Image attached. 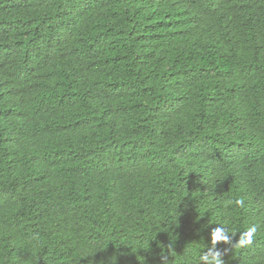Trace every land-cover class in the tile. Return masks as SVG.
<instances>
[{
  "label": "trees",
  "instance_id": "trees-1",
  "mask_svg": "<svg viewBox=\"0 0 264 264\" xmlns=\"http://www.w3.org/2000/svg\"><path fill=\"white\" fill-rule=\"evenodd\" d=\"M222 225L264 264V0H0V264H195Z\"/></svg>",
  "mask_w": 264,
  "mask_h": 264
},
{
  "label": "clouds",
  "instance_id": "clouds-1",
  "mask_svg": "<svg viewBox=\"0 0 264 264\" xmlns=\"http://www.w3.org/2000/svg\"><path fill=\"white\" fill-rule=\"evenodd\" d=\"M237 207H243L245 201L243 198L236 199L233 202ZM258 231L257 225H250L244 231L239 233V238L234 240V235L226 226L215 228L211 232V246L202 251L196 258L195 264H225L223 255L231 248H244L252 244ZM218 244H224L228 247L224 253L217 249Z\"/></svg>",
  "mask_w": 264,
  "mask_h": 264
}]
</instances>
